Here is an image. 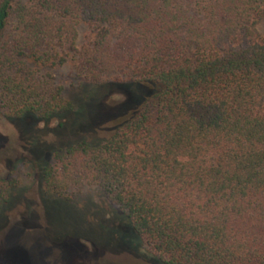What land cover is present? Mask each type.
I'll list each match as a JSON object with an SVG mask.
<instances>
[{
  "label": "trees",
  "instance_id": "1",
  "mask_svg": "<svg viewBox=\"0 0 264 264\" xmlns=\"http://www.w3.org/2000/svg\"><path fill=\"white\" fill-rule=\"evenodd\" d=\"M263 16L264 0H0L6 119L62 127L75 109L48 71L72 60L78 89L131 90L109 136L41 160L43 194L98 188L158 264H264ZM17 185L0 176V212Z\"/></svg>",
  "mask_w": 264,
  "mask_h": 264
},
{
  "label": "rangeland",
  "instance_id": "2",
  "mask_svg": "<svg viewBox=\"0 0 264 264\" xmlns=\"http://www.w3.org/2000/svg\"><path fill=\"white\" fill-rule=\"evenodd\" d=\"M258 31L264 38V16ZM86 33L78 27V43ZM73 63L48 71L51 84L63 88L75 109L62 127L56 128L54 119L13 121L0 110V176L11 174L18 181L0 212V264L18 260V247L30 251V264H158L140 250L127 224L113 222L114 208L98 188L76 186L59 192V198L42 192L41 160L81 138L96 143L109 136L131 93L112 80L78 89ZM115 227L118 236L111 233Z\"/></svg>",
  "mask_w": 264,
  "mask_h": 264
}]
</instances>
